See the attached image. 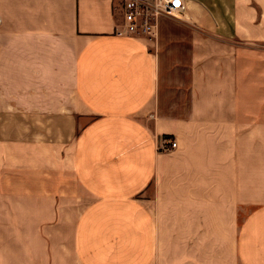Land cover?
I'll list each match as a JSON object with an SVG mask.
<instances>
[{
  "label": "crops",
  "instance_id": "1",
  "mask_svg": "<svg viewBox=\"0 0 264 264\" xmlns=\"http://www.w3.org/2000/svg\"><path fill=\"white\" fill-rule=\"evenodd\" d=\"M186 14L150 40L117 0H0V264H264V0ZM52 116L90 118L70 179Z\"/></svg>",
  "mask_w": 264,
  "mask_h": 264
},
{
  "label": "built area",
  "instance_id": "2",
  "mask_svg": "<svg viewBox=\"0 0 264 264\" xmlns=\"http://www.w3.org/2000/svg\"><path fill=\"white\" fill-rule=\"evenodd\" d=\"M122 23L115 34L119 37H144L156 40L159 35L160 21L171 17L189 22L186 14V0H120ZM178 148L176 140L165 138L159 149L171 151Z\"/></svg>",
  "mask_w": 264,
  "mask_h": 264
},
{
  "label": "rangeland",
  "instance_id": "3",
  "mask_svg": "<svg viewBox=\"0 0 264 264\" xmlns=\"http://www.w3.org/2000/svg\"><path fill=\"white\" fill-rule=\"evenodd\" d=\"M117 3L121 7L120 0H117ZM163 20H169L174 23L189 26L188 24H185V22L171 17H164L161 21ZM190 21H192V18ZM47 119V123H42V126H47L46 141L48 143L49 179L55 178L58 175H60L61 178L70 179L72 177L70 163L72 147L81 127L88 123L90 118L88 116H65L62 123H56V119L53 116ZM38 126H40V124ZM164 139L165 138L163 137L159 138V146H161ZM87 202L85 196L81 193L76 202L64 204V209L69 211L72 218H76V216L84 209Z\"/></svg>",
  "mask_w": 264,
  "mask_h": 264
}]
</instances>
